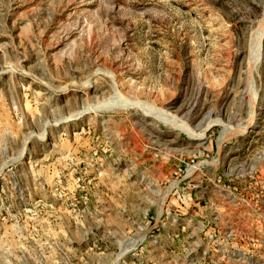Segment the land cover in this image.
Returning a JSON list of instances; mask_svg holds the SVG:
<instances>
[{
  "label": "rangeland",
  "instance_id": "rangeland-1",
  "mask_svg": "<svg viewBox=\"0 0 264 264\" xmlns=\"http://www.w3.org/2000/svg\"><path fill=\"white\" fill-rule=\"evenodd\" d=\"M263 23L0 0V264H264Z\"/></svg>",
  "mask_w": 264,
  "mask_h": 264
},
{
  "label": "bare ground",
  "instance_id": "bare-ground-1",
  "mask_svg": "<svg viewBox=\"0 0 264 264\" xmlns=\"http://www.w3.org/2000/svg\"><path fill=\"white\" fill-rule=\"evenodd\" d=\"M263 24H264V23H263ZM261 27H262V26H261ZM263 27H264V25H263ZM260 49H261V48H260ZM260 49L257 50L258 54H260V52H261ZM148 109H149V108H148ZM152 109H153V108H152ZM151 111H152V110H151ZM154 111H155V110H154ZM159 111H160V110H159ZM157 113H158V112H157ZM159 113H160V112H159ZM161 115H162V114H161ZM162 117H163V116H162ZM179 126H180V124H179ZM181 126H182V125H181ZM184 127H186V126H184ZM184 127H183V128H184ZM186 131H187V130H186ZM186 131H185V132H186ZM188 131H189V130H188ZM188 134H189V133H188ZM195 135H196V134H195ZM195 135H193V136L195 137ZM197 137H199V136H197ZM197 137H196V138H197ZM202 137H203V136H202ZM196 138H195V139H196ZM198 166H199V165H198ZM198 166L192 167V168L190 169V171H191V172H192V171H195V169H196ZM122 253L124 254L125 251L122 252ZM122 256H123V255H122Z\"/></svg>",
  "mask_w": 264,
  "mask_h": 264
}]
</instances>
